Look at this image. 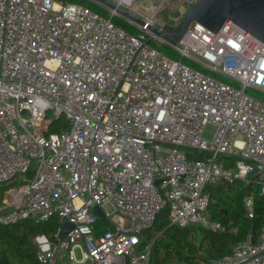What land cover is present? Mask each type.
<instances>
[{
  "label": "built area",
  "instance_id": "2783aa9c",
  "mask_svg": "<svg viewBox=\"0 0 264 264\" xmlns=\"http://www.w3.org/2000/svg\"><path fill=\"white\" fill-rule=\"evenodd\" d=\"M195 1L149 0L152 18L130 9L161 28ZM164 7L179 14L158 19ZM108 12L0 0V227L57 217L52 239L35 238L41 264H150L154 242L142 234L164 209L171 225L222 233L208 184L251 181L258 170L264 195V101L248 93H264V43L232 21L215 33L193 23L170 45L172 59L150 45L152 33L130 22L139 33L129 34ZM62 117L67 129L54 132ZM246 207L252 218V198ZM209 264H264V222L258 242L250 234Z\"/></svg>",
  "mask_w": 264,
  "mask_h": 264
},
{
  "label": "trees",
  "instance_id": "16d2710c",
  "mask_svg": "<svg viewBox=\"0 0 264 264\" xmlns=\"http://www.w3.org/2000/svg\"><path fill=\"white\" fill-rule=\"evenodd\" d=\"M69 3H80L102 17L110 18L107 9L88 0H62ZM113 23L135 35L139 30L121 17H113ZM150 45L172 59H180L179 53L168 44L149 41ZM193 68L211 75L198 64L184 60ZM226 83L237 86L227 78H221ZM249 94L264 101V93L249 90ZM65 117L56 120L52 126L54 132L67 129ZM190 158L203 159L201 152H189ZM227 159V160H226ZM229 157H222L219 161L230 162ZM5 186H0V195ZM210 194L208 207L211 218L220 222L226 232L216 233L199 227L181 228L171 225L169 211L164 209L153 225L143 231L144 245L154 242L150 264H167L170 260L186 261L188 264H209L212 259L220 258L232 251L234 245L252 235L254 242L259 241L260 231L264 222V195L260 192L257 180H236L233 183H211L206 186ZM253 200V217L249 218L246 199ZM102 222L98 227H102ZM60 227L57 217L47 222L26 220L12 226L0 227V264H41L38 259L37 236L54 237ZM236 229V233L230 230ZM199 238V241L197 240Z\"/></svg>",
  "mask_w": 264,
  "mask_h": 264
},
{
  "label": "water",
  "instance_id": "95a60500",
  "mask_svg": "<svg viewBox=\"0 0 264 264\" xmlns=\"http://www.w3.org/2000/svg\"><path fill=\"white\" fill-rule=\"evenodd\" d=\"M98 3L109 11H114L118 17L128 23H135L152 33V41L162 42L175 46L183 36L184 32L193 23H199L212 31L218 32L227 21H232L245 31L252 34L264 43V0H196L181 21L176 25L164 24L161 28L146 22L133 13L130 5L133 0H91ZM131 24V23H130ZM259 171L254 170L248 177L256 180ZM94 211L103 217L99 207ZM72 229L68 222L64 223L61 235L66 236Z\"/></svg>",
  "mask_w": 264,
  "mask_h": 264
},
{
  "label": "rangeland",
  "instance_id": "374dc122",
  "mask_svg": "<svg viewBox=\"0 0 264 264\" xmlns=\"http://www.w3.org/2000/svg\"><path fill=\"white\" fill-rule=\"evenodd\" d=\"M142 0H135L134 2H133V4H134V8L136 9V10H139V12H141V13H143L145 16H147V17H149V18H152L154 15V13H152L151 11H152V9L151 8H149L150 7V5H153V6H156V5H158V4H160V0H151V3H149L148 1L149 0H144L145 2H144V5H146L147 6V8H143L142 10H140L141 9V6H139L138 4H140V2H141ZM150 5H149V4ZM96 4H98V3H96ZM99 6H101L100 4H98ZM103 7V6H102ZM104 8V7H103ZM171 8V7H170ZM173 8H175L176 9V7L174 6V7H172V9ZM153 9H154V7H153ZM157 14H156V17L158 18V19H161V20H168L169 19V17L170 16H172L174 13L172 12V10H170L169 8H167V7H164V8H162L159 12H156ZM179 14V11L178 10H176V12H175V16L176 15H178ZM173 15V16H174ZM156 42H158L159 43V40H156ZM215 131H216V128H215V126H213V125H207L206 127H205V129H204V131H203V134H202V137L204 138V139H206V140H211L212 139V137H213V135H214V133H215ZM32 175H31V172L28 174V177H31ZM76 256H77V258L79 259L80 258V251L77 249L76 250Z\"/></svg>",
  "mask_w": 264,
  "mask_h": 264
},
{
  "label": "crops",
  "instance_id": "0c3cea01",
  "mask_svg": "<svg viewBox=\"0 0 264 264\" xmlns=\"http://www.w3.org/2000/svg\"><path fill=\"white\" fill-rule=\"evenodd\" d=\"M88 1H91V0H88ZM134 1H135V0L132 1L131 5L133 4ZM91 2H93V1H91ZM168 262H169V261H168ZM168 262H167V263H168Z\"/></svg>",
  "mask_w": 264,
  "mask_h": 264
},
{
  "label": "bare ground",
  "instance_id": "6f19581e",
  "mask_svg": "<svg viewBox=\"0 0 264 264\" xmlns=\"http://www.w3.org/2000/svg\"><path fill=\"white\" fill-rule=\"evenodd\" d=\"M143 8H141L140 10H142ZM139 12V10H137Z\"/></svg>",
  "mask_w": 264,
  "mask_h": 264
}]
</instances>
